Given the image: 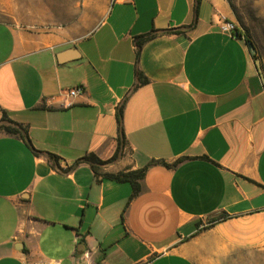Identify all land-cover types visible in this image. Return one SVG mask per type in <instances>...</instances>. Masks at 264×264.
I'll use <instances>...</instances> for the list:
<instances>
[{
	"label": "crops",
	"instance_id": "obj_1",
	"mask_svg": "<svg viewBox=\"0 0 264 264\" xmlns=\"http://www.w3.org/2000/svg\"><path fill=\"white\" fill-rule=\"evenodd\" d=\"M221 16L235 36L220 31ZM256 59L264 75V0H0V118L39 151L0 131V264L257 258ZM115 152L95 168L76 162ZM141 168L134 196L108 177Z\"/></svg>",
	"mask_w": 264,
	"mask_h": 264
},
{
	"label": "trees",
	"instance_id": "obj_2",
	"mask_svg": "<svg viewBox=\"0 0 264 264\" xmlns=\"http://www.w3.org/2000/svg\"><path fill=\"white\" fill-rule=\"evenodd\" d=\"M151 36H152V33H146L144 35L138 36L135 39L136 47H139L144 40L148 39ZM253 56H254V58H256L255 55H253ZM121 112H122V105L118 106V109L116 112V119L118 122V144H121L123 142V139H124V133H123L121 126H120ZM0 131H4L6 133H12V134H19L22 137L23 141L33 150V152H35V153L39 152L38 150L34 149L31 146L29 138L27 136V132L21 126V124L10 119L5 113L0 118ZM46 155L50 159V161L53 164H55L57 156L54 154H51V153H46ZM117 155H118V152H115L114 155L110 159L101 160L96 155L90 153V154H87V155L80 157L76 162L85 161L92 168H95L96 166H100V165H104V164L112 162L113 160L116 159ZM57 168H59V167L57 166ZM143 170H144V168H141V169H138L135 171L119 172L116 174H110V175H108V177L114 181H117V182H128V183H130V185L132 187L131 196H134L139 191L140 186L138 183V179L142 176ZM222 216L224 217L225 215H222ZM216 219L217 218L211 219V222L215 221Z\"/></svg>",
	"mask_w": 264,
	"mask_h": 264
},
{
	"label": "rangeland",
	"instance_id": "obj_3",
	"mask_svg": "<svg viewBox=\"0 0 264 264\" xmlns=\"http://www.w3.org/2000/svg\"><path fill=\"white\" fill-rule=\"evenodd\" d=\"M205 264H264V252H260L258 257H250V255L242 254L236 256L232 254L230 258L219 260L218 258L206 262Z\"/></svg>",
	"mask_w": 264,
	"mask_h": 264
},
{
	"label": "built area",
	"instance_id": "obj_4",
	"mask_svg": "<svg viewBox=\"0 0 264 264\" xmlns=\"http://www.w3.org/2000/svg\"><path fill=\"white\" fill-rule=\"evenodd\" d=\"M219 29L223 33L230 34L232 36H235V23L232 20H229L228 18L221 16L219 18ZM79 93V89L77 87H72L68 90L67 95L69 97H73Z\"/></svg>",
	"mask_w": 264,
	"mask_h": 264
},
{
	"label": "water",
	"instance_id": "obj_5",
	"mask_svg": "<svg viewBox=\"0 0 264 264\" xmlns=\"http://www.w3.org/2000/svg\"><path fill=\"white\" fill-rule=\"evenodd\" d=\"M247 44H248V47H249L251 53L254 54V53H255V48H254L253 43H252L250 40H248V41H247ZM256 65H257L258 70H259V72H260L261 81H262V83H263V85H264V75H263L262 72H261L260 65H259V61H258L257 59H256Z\"/></svg>",
	"mask_w": 264,
	"mask_h": 264
}]
</instances>
